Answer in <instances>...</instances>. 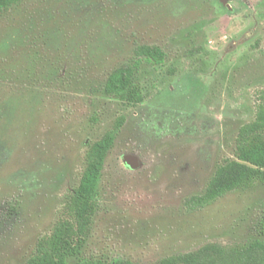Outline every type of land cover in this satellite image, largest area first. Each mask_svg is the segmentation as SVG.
I'll list each match as a JSON object with an SVG mask.
<instances>
[{
    "label": "rangeland",
    "instance_id": "374dc122",
    "mask_svg": "<svg viewBox=\"0 0 264 264\" xmlns=\"http://www.w3.org/2000/svg\"><path fill=\"white\" fill-rule=\"evenodd\" d=\"M154 45L164 62L134 55ZM139 60L140 103L104 91ZM264 89V0H21L0 13V264L61 217L89 142L120 122L83 256L136 262L263 238L264 184L199 210Z\"/></svg>",
    "mask_w": 264,
    "mask_h": 264
},
{
    "label": "trees",
    "instance_id": "16d2710c",
    "mask_svg": "<svg viewBox=\"0 0 264 264\" xmlns=\"http://www.w3.org/2000/svg\"><path fill=\"white\" fill-rule=\"evenodd\" d=\"M20 1L0 0V13ZM134 55L157 64L165 59V52L154 45L139 44ZM138 59L122 64L110 73L104 87L106 94L132 104L143 100V89L134 80ZM256 103L255 118L239 129L235 158H225L217 165L204 192L187 202L189 210L204 208L229 192L252 187L257 181L264 184V89L259 91ZM120 123L100 139L87 144L80 182L64 207L68 216L59 218L51 232L38 239L34 253L25 264H264V210L258 222V231L263 238L228 244L210 242L193 251L146 263L121 256L113 259L83 256L99 208V186L106 156L114 144Z\"/></svg>",
    "mask_w": 264,
    "mask_h": 264
}]
</instances>
